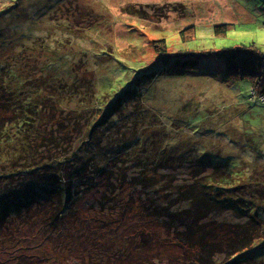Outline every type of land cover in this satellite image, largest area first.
Here are the masks:
<instances>
[{
    "label": "trees",
    "instance_id": "obj_1",
    "mask_svg": "<svg viewBox=\"0 0 264 264\" xmlns=\"http://www.w3.org/2000/svg\"><path fill=\"white\" fill-rule=\"evenodd\" d=\"M232 25L217 24L213 27V32L216 35L224 34ZM13 28L14 25L7 28L5 22L0 24V51H11L0 57V178L11 177L14 173L19 174L21 179L16 185H12L10 180L3 182V186V183L0 185V264H3L1 255L4 254L7 263L67 264V258L55 255L59 248L56 243L65 240L66 230L72 231L73 226L75 229L78 227L82 245H85V256L79 264H183L182 260L187 258L193 261H188L187 264H198V257L208 260L207 264H264L261 257L264 252V222L258 221L261 219L254 211L258 199L256 192L264 188V181L258 180L254 171H238L234 167L225 168L221 164H212V171L193 175L187 182L175 183L174 176L173 179L167 176L157 178L160 169L178 170L184 161H179L183 155L175 156V160L158 147L148 148L151 141L149 142V133L143 131L147 127L145 124L158 120L147 106H142L141 91L144 83L152 82L150 77H153V73L139 75V72L137 79L132 80L118 94L124 99L123 102L132 103L131 110L128 111L129 105L126 107L124 103L121 114L113 112L102 123L105 124L102 130L105 129L107 137H111L109 132L115 131L111 130L112 126L124 124V121L138 127L139 135H147L146 141L140 143L137 135L133 142L134 146L138 143L145 146L144 155L130 157L128 160L138 159L134 163L136 167L142 162L149 164L141 165L139 172H135L132 177L126 178V172H122L120 176L115 174L113 178L108 177L109 181H113L107 186L108 193L105 194V186L103 197L97 201L101 204L96 203L98 210L95 209V213L99 214L98 219L93 220L95 213L90 216L80 214L74 218L77 209H69V206L74 205L79 196L72 192L75 180L72 172L79 174L78 179L86 174L82 159L86 158L89 150H96L95 137L101 142L99 125L102 124L92 122L94 116H91L93 118L88 124L92 123V126L90 129L87 125V139L80 140L76 151L69 157V166H63L56 157H52L48 143L56 136L51 139L52 133L43 132L42 125L53 123L56 119L55 112L61 113L59 117L68 124L71 122L69 120L81 117V111L89 109L90 101L80 100L74 104L80 74L85 73L77 68L80 64L76 61L82 64L88 55L86 50H80L77 55L76 46L73 51L74 41L70 36L61 39L57 36L44 42L43 35L35 37L29 46H25L22 37L26 34H23L15 38L20 41V45L12 50L8 37L15 35ZM36 47L40 48L39 53L34 51L26 56L42 58L45 63L40 62L41 69L47 72L51 68V71L41 73L37 68L30 69V63H23L21 58L29 53L27 49L33 51ZM43 47H46L45 52H42ZM155 49L160 54L157 74L161 76L185 75L197 68L200 58L205 54H214L217 60L224 62V83H249L246 78L264 76V54L254 45L227 48L202 55L192 52L169 54L170 59L162 58L167 50L164 39L155 45ZM62 64L66 66V71ZM71 64L74 66L69 69ZM23 65L27 66L20 70ZM38 73L42 80L37 77ZM143 75L145 81L141 82L139 79ZM92 85L95 86L94 81ZM106 89L108 88L101 90L110 91ZM101 90L94 95L96 98L101 95L98 94ZM105 96L107 95L100 97ZM109 143L113 148V143ZM42 154L45 155L41 157ZM94 155L93 152L92 157ZM157 159H165L162 166L166 168L153 164ZM200 163H194L193 168ZM89 174L92 175L93 171ZM85 189H89V185ZM85 189H81L80 193L83 194ZM139 190L144 191L146 197H134ZM126 196L130 197V203L129 200L126 201ZM47 203L51 204L52 210L54 204L56 205L53 224H49L52 219L49 216L42 218L44 214L50 213ZM21 204L23 211H19ZM32 209L44 212L41 216L37 215L39 223H34L39 227H36L33 234L26 227L30 222L17 220L20 225L15 227V222H9L14 216L26 214ZM127 213L141 218L133 231L128 233L125 229L128 230L130 226L123 224L124 220L121 219ZM230 213L236 218L220 219L224 214ZM66 214L63 222L61 217ZM31 216L35 218L34 214ZM210 217L213 220L208 221ZM201 220L205 222L202 225ZM160 231L166 234L165 238H158ZM32 242H36L39 248L31 250L39 251L34 252L29 259H18L20 249L25 250L32 246ZM22 243L26 245H21ZM174 248L182 249L183 253L172 252ZM221 250L225 252L224 259L217 260L214 255Z\"/></svg>",
    "mask_w": 264,
    "mask_h": 264
},
{
    "label": "rangeland",
    "instance_id": "obj_2",
    "mask_svg": "<svg viewBox=\"0 0 264 264\" xmlns=\"http://www.w3.org/2000/svg\"><path fill=\"white\" fill-rule=\"evenodd\" d=\"M2 22L6 23L7 28L14 25L15 35L8 37L12 50L20 45V41L15 38L26 34L27 36L22 37L25 46H29L35 37L43 35L44 42L57 36L60 39L70 36L74 41L72 49L75 51L76 46L77 55L80 50L87 52L88 56L83 54L86 58L82 64L76 61L80 64L77 68L85 73L80 74L74 104L86 100L90 101L92 106L84 112L81 111V117L69 120L71 122L68 124L59 117L61 113L55 112L56 119L52 121L54 124L48 122L45 126L42 125L43 132L52 133L51 139L56 136L48 144L52 157H56L63 166H69V157L76 151L80 140L87 139V125L90 129L92 126V123L88 124L93 118L91 116H94L92 122L102 124L107 121L105 117L109 114H121L124 103L126 107L129 105L127 110H131L132 103L123 102L124 99L118 94L132 80H136L141 72L139 75L153 73V77H150L152 82L144 83L141 98L142 106H147L158 120L154 121L156 124L152 120L145 124L147 127L143 131L149 133V142L151 141L148 148L158 147L173 159L183 155L179 161H184L178 170L160 169L157 178L167 176L173 179L174 176L175 183H183L200 172L209 173L214 169L212 164H221L225 168H237L238 171L250 169L255 172L258 180L264 181V76L246 78L249 83H224V62L217 60L214 54L203 55L197 68L185 75L161 76L157 74L160 54L155 49V45L164 39L167 50L166 57L162 56L163 59H170L169 54L192 52L202 55L243 45H254L264 54V0H0V24ZM222 23L233 25L224 34L216 35L213 27ZM45 49L46 47H43L42 52H45ZM47 50L49 53L48 47ZM3 51H0V57L11 52ZM27 51L29 53L21 58L24 64L30 63V69L37 68L41 73L51 71V68H48L47 72L41 69L40 62L45 63L42 58L26 56L34 51L39 53L40 48ZM27 65H23L20 70L25 69ZM62 66L66 71V66ZM73 66L74 64H71L69 69ZM37 75L42 80L40 74ZM139 80L145 81V75ZM103 88L110 91L102 92ZM95 89L101 90L99 95L107 96L101 98L100 95L96 98ZM133 109L136 110L134 107ZM125 122L112 126L111 130L115 131L109 132L111 137L105 135V129L102 130L105 124L99 125L101 142L95 137L96 150H89L86 158L82 159L87 176L85 174L78 179L79 174L72 172V178L75 179L72 192L79 196L74 205L69 206V209H77L74 218L80 214L90 216L95 213V209L98 210L96 203L100 205L101 202L97 201L103 197L105 186V194L108 193L107 186L113 181L108 180L109 176L113 178L115 174L120 176L122 172H126V178L132 177L135 172H139L141 165L149 164L142 162L136 167L134 163L138 159L128 160L130 157L144 155L145 146L140 143L146 141L147 135H139L138 127ZM137 135L140 143L134 146L133 141ZM109 141L113 143V148L110 147ZM93 152L95 155L92 157ZM197 162H201L200 165L193 168ZM163 163L165 159L153 161L157 167L166 168L162 166ZM90 171H93L92 175L89 174ZM16 175L13 173L11 177L0 178V185L9 180L12 185H16L21 179L19 174ZM88 185L89 189H85ZM81 189H85L83 194L80 193ZM139 191L134 197H146L144 191ZM256 194L258 199L254 211L261 219L258 221L264 222V188ZM129 198L126 196V201ZM47 204L50 209L51 204ZM21 206L23 205L19 206V211H23ZM55 206L54 204L53 210L50 209V213L42 216L52 218L49 224L54 223ZM42 212L32 209L26 214L14 216L9 222H15V227L18 221H28L30 223L26 226L27 230L33 234L36 227H39L37 215L41 216ZM33 214L35 218L31 216ZM98 215L95 213L93 220L98 219ZM66 216L67 214L61 217L63 222ZM117 217L119 218V215ZM234 218L236 217L233 213L220 217L229 220ZM121 219L124 220L123 224L130 226L128 230L125 229L126 233L133 231L134 226L141 221V218L130 213ZM210 220L213 219L210 217L208 221ZM204 223V220H201L200 224ZM66 233L65 240L61 243L57 241L59 248L55 255L67 258V264H79L85 256V245H82L78 227L75 229L73 226V230L67 229ZM165 237L166 234L160 231L158 238ZM32 248H39L36 242H32V246L25 250L20 249L17 258H31L34 252L39 251L31 250ZM172 252L181 254L183 250L174 248ZM224 254L221 250L214 257L222 260ZM1 257L3 264H10L11 261L7 263L5 254ZM261 257L264 263V252ZM198 258V264L208 263L207 259L205 261L202 257ZM188 261L193 262L188 258L182 260L183 264ZM11 263L14 264L13 261Z\"/></svg>",
    "mask_w": 264,
    "mask_h": 264
}]
</instances>
